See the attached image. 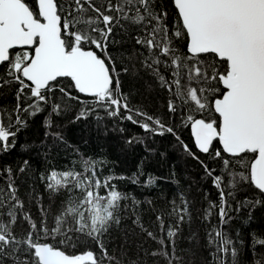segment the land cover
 Wrapping results in <instances>:
<instances>
[{
	"label": "trees",
	"instance_id": "16d2710c",
	"mask_svg": "<svg viewBox=\"0 0 264 264\" xmlns=\"http://www.w3.org/2000/svg\"><path fill=\"white\" fill-rule=\"evenodd\" d=\"M53 2L66 52L92 51L111 85L36 91L0 65V264H38V244L92 264H264L255 154H200L190 134L217 128L226 62L186 52L172 0Z\"/></svg>",
	"mask_w": 264,
	"mask_h": 264
},
{
	"label": "water",
	"instance_id": "95a60500",
	"mask_svg": "<svg viewBox=\"0 0 264 264\" xmlns=\"http://www.w3.org/2000/svg\"><path fill=\"white\" fill-rule=\"evenodd\" d=\"M24 0H0V65L14 49H31L20 70L34 90L60 78L71 79L84 98L102 95L111 85L107 65L90 50L66 52L53 0H36L41 22ZM186 34L190 56L212 54L224 60L219 76L224 92L212 102L217 128L196 120L190 126L194 146L207 154L213 141L223 153H254L249 166L252 186L264 196V0H172ZM38 264H92L93 254L68 256L48 244L33 246Z\"/></svg>",
	"mask_w": 264,
	"mask_h": 264
},
{
	"label": "rangeland",
	"instance_id": "374dc122",
	"mask_svg": "<svg viewBox=\"0 0 264 264\" xmlns=\"http://www.w3.org/2000/svg\"><path fill=\"white\" fill-rule=\"evenodd\" d=\"M30 54L26 50H22L21 52H16L14 55L11 57V62L9 68L16 73L18 70L23 68L27 61L30 58Z\"/></svg>",
	"mask_w": 264,
	"mask_h": 264
},
{
	"label": "flooded vegetation",
	"instance_id": "af4514ba",
	"mask_svg": "<svg viewBox=\"0 0 264 264\" xmlns=\"http://www.w3.org/2000/svg\"><path fill=\"white\" fill-rule=\"evenodd\" d=\"M26 1H28L30 4H26ZM23 3L28 8V10L30 11V13L32 14L33 19L36 20V21L41 22L42 20H41L40 16L38 15V10H37V6H36V0H24ZM31 3H33V5H31ZM34 5L36 7V10H34V8L32 7ZM22 50L23 51L24 50L28 51V53L31 55V51H32L31 49H14V50H11L9 52V56H8L7 61L9 60L11 62L12 55H14L16 52H21Z\"/></svg>",
	"mask_w": 264,
	"mask_h": 264
}]
</instances>
